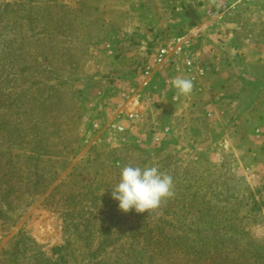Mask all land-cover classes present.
Returning a JSON list of instances; mask_svg holds the SVG:
<instances>
[{"label":"rangeland","instance_id":"374dc122","mask_svg":"<svg viewBox=\"0 0 264 264\" xmlns=\"http://www.w3.org/2000/svg\"><path fill=\"white\" fill-rule=\"evenodd\" d=\"M207 1L217 13L232 7L213 26L215 62L235 57L260 75L264 0ZM121 4L0 0V264H264V125H247L264 88H245L252 112L236 125L196 117L185 132L171 117L169 132L110 135L114 79L129 76L106 48L126 49L134 14ZM128 164L173 177V195L151 217L112 198Z\"/></svg>","mask_w":264,"mask_h":264},{"label":"crops","instance_id":"0c3cea01","mask_svg":"<svg viewBox=\"0 0 264 264\" xmlns=\"http://www.w3.org/2000/svg\"><path fill=\"white\" fill-rule=\"evenodd\" d=\"M117 1L123 3V5H119L121 12L130 11V14H134L131 24L125 31V35H122L124 38L123 42L125 41L127 46L125 45V50L119 47L120 50H122L120 51L117 48H113L115 44L111 41L106 45H110L111 47L113 52L111 55L117 64L116 66L120 67L125 65L127 67V76L131 72L130 69L134 66V60L144 56L143 52L139 50V46L142 43L156 40L160 32V27L167 30V28H171L172 25L177 28H182L194 22H203L206 20V11L213 5L207 0H201L204 3L203 5L197 3L198 0ZM162 3L165 5L164 8L166 9L163 8L164 5H162ZM226 23L227 22H225V24ZM218 25L221 26L220 23ZM215 35V30H213L211 32L212 39L219 45L217 39H215ZM131 36L134 38L136 46L128 45L127 39ZM217 38L221 39L218 35V31ZM232 45L233 44H231V46ZM207 47V51L203 49L205 58L210 54L208 53L210 47L209 43ZM262 47V51L264 52V44ZM230 50L233 51V48L231 47ZM111 55L109 54L108 56L110 57ZM211 61H213L210 63L213 69H211L210 66L207 78L201 82L199 87H194L189 95H178L177 90L173 87V79L180 75L170 70L157 71L154 80L145 88L147 97L153 99V102L148 108L149 112L146 114L144 121L139 123L138 126H134L132 130L129 129L128 133H133L135 135L134 129L142 126L144 129L145 125H147L146 127L148 130L153 128L156 130L158 127H161L163 131L165 129L171 131L172 124L168 120L171 117L174 121H176V119L179 120L178 125H180L185 132L193 130L190 125H197L194 123L195 121H192L196 117L210 123V125H236L235 122L244 116L245 113L248 114L252 112L250 109L251 103L248 105V102L245 101L247 97H252L245 92V88L252 85H260L264 88V58L259 60V66L263 67V72L260 75H254L251 69L246 68L247 66H255L254 63H247L246 65L240 66V64L242 65L243 63H240L239 59L235 57L228 61L220 60L219 62H215V58L211 59ZM123 71L125 70L121 72L123 73ZM126 79H128V77H119V82L125 81ZM133 79L135 81L136 75H133ZM174 97L177 99L175 100ZM255 97L263 98L264 89L257 93L255 92ZM118 104V90L116 89L114 105L109 113L107 110L105 111L108 113V119H110L112 112H118ZM234 105L240 108L237 110L236 116H231L230 114L232 113ZM256 109V118H253L247 125H264V104L259 105ZM255 137L256 134L254 135V138Z\"/></svg>","mask_w":264,"mask_h":264},{"label":"built area","instance_id":"2783aa9c","mask_svg":"<svg viewBox=\"0 0 264 264\" xmlns=\"http://www.w3.org/2000/svg\"><path fill=\"white\" fill-rule=\"evenodd\" d=\"M222 1L227 2V0ZM220 8L221 12L217 13L214 8L210 7L205 13L206 20L203 22H194L187 29L173 30L165 36L160 33L156 40L142 43L139 46L144 56L134 60V66L130 69L128 79L120 82L118 78L114 79L119 104L118 112H112L110 119L105 122L110 135H125L129 129L132 130L134 126L144 121L149 112L148 108L153 102L152 98L147 97L145 88L154 80L157 71L176 72L181 77L191 79L194 87H199L201 82L207 78L211 59L215 56V48H218L211 36L213 26L218 25L232 7L224 3ZM208 43L210 54L205 58L203 49L208 48ZM106 48L111 55L113 52L110 45ZM133 75H136L135 81ZM174 99L177 98L174 97ZM100 125L103 124L96 123L95 128L100 129ZM165 132L169 130L165 129ZM155 141L161 142L160 135Z\"/></svg>","mask_w":264,"mask_h":264},{"label":"clouds","instance_id":"9594fccd","mask_svg":"<svg viewBox=\"0 0 264 264\" xmlns=\"http://www.w3.org/2000/svg\"><path fill=\"white\" fill-rule=\"evenodd\" d=\"M172 83L178 95H189L194 88L191 79L181 76L175 77ZM173 189V177L161 171L156 164L143 167L128 164L121 168L119 182L111 190V195L122 212L134 210L138 214L148 213L151 217L162 202L173 195Z\"/></svg>","mask_w":264,"mask_h":264},{"label":"water","instance_id":"95a60500","mask_svg":"<svg viewBox=\"0 0 264 264\" xmlns=\"http://www.w3.org/2000/svg\"><path fill=\"white\" fill-rule=\"evenodd\" d=\"M225 27H226L227 29H234V28L237 27V23H236L235 21H231V22H229V23H226V26H225ZM209 144H210V143L207 142V143H205V144L197 145L196 149H197V150H200V151L205 150V149L208 148Z\"/></svg>","mask_w":264,"mask_h":264}]
</instances>
